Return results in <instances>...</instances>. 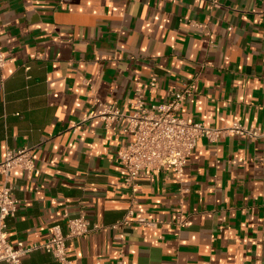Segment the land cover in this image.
I'll return each mask as SVG.
<instances>
[{"label":"crops","instance_id":"0c3cea01","mask_svg":"<svg viewBox=\"0 0 264 264\" xmlns=\"http://www.w3.org/2000/svg\"><path fill=\"white\" fill-rule=\"evenodd\" d=\"M262 12L264 0H0V162L34 147L40 169L11 173L10 241L67 233L65 214L109 227L125 216L117 159L133 138L122 121L85 119L96 101L130 113L154 74L156 103L195 85L183 119L264 134ZM141 185L135 222L69 241L74 264H264V135L203 139L182 182L165 169ZM23 264L58 262L37 250Z\"/></svg>","mask_w":264,"mask_h":264},{"label":"built area","instance_id":"2783aa9c","mask_svg":"<svg viewBox=\"0 0 264 264\" xmlns=\"http://www.w3.org/2000/svg\"><path fill=\"white\" fill-rule=\"evenodd\" d=\"M260 17L264 24V12L260 13ZM9 61L8 55L0 46V69L6 67ZM158 82L159 79L154 74L148 82L135 86L130 113L124 114L113 104L96 101V108L85 119H99L107 128H114L116 123L122 121V132L133 138L120 151L117 159L125 171L122 185L128 190L130 206L125 216L110 227L91 222L84 213L75 217L65 214L67 233H64L61 225H55L44 243L30 246L23 242L13 244L9 239L8 220L16 216L19 201L14 197L11 173L14 169H21L29 176L38 177L40 169L34 157V147L7 153L0 162V264H23L24 258L37 250L52 255L58 264H74L69 256V241L108 229H125L135 222L142 177L168 169L182 182L188 160L201 140L217 144L230 136L245 139L264 135L240 123H234L230 127H208L183 119L180 113L187 100L195 94V85L186 84L172 92L167 101L156 103L150 94L157 88ZM137 222L141 225L149 224L144 219H138Z\"/></svg>","mask_w":264,"mask_h":264}]
</instances>
